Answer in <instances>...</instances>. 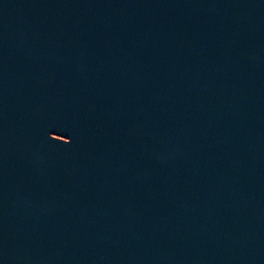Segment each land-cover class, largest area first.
Listing matches in <instances>:
<instances>
[{"label": "water", "instance_id": "obj_1", "mask_svg": "<svg viewBox=\"0 0 264 264\" xmlns=\"http://www.w3.org/2000/svg\"><path fill=\"white\" fill-rule=\"evenodd\" d=\"M0 264H264V0H0Z\"/></svg>", "mask_w": 264, "mask_h": 264}]
</instances>
